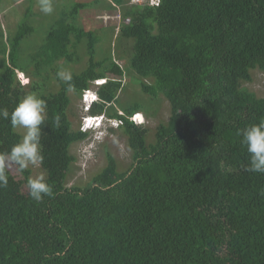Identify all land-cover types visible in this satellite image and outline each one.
<instances>
[{
  "label": "trees",
  "instance_id": "16d2710c",
  "mask_svg": "<svg viewBox=\"0 0 264 264\" xmlns=\"http://www.w3.org/2000/svg\"><path fill=\"white\" fill-rule=\"evenodd\" d=\"M111 1L104 6L119 7L124 19L118 44L133 42L126 67L116 50L100 58V37L80 24V11L100 0L74 2L28 53L22 43L35 32L32 23L6 39L0 28V108L11 113L28 94L46 101L41 164L53 189L35 201L27 185L31 169L18 178L6 167L0 264H264V173L246 170L250 154L240 132L264 120V96L243 86L253 70L264 71V0ZM84 44L88 64L72 72L69 90L56 75L58 62L78 63ZM19 71L32 77L28 87ZM131 75L142 81L147 104L117 107ZM99 79L106 82L95 85L100 100L90 113L121 124L96 147L121 130L133 162L120 170L108 151L86 185L69 187L78 159L71 149L92 132L74 128L70 93L82 98ZM160 96L171 114L149 141L150 128L132 116L147 114L148 100ZM21 139L0 117V155Z\"/></svg>",
  "mask_w": 264,
  "mask_h": 264
},
{
  "label": "rangeland",
  "instance_id": "374dc122",
  "mask_svg": "<svg viewBox=\"0 0 264 264\" xmlns=\"http://www.w3.org/2000/svg\"><path fill=\"white\" fill-rule=\"evenodd\" d=\"M86 2L93 3L95 0H52L54 11L50 15L44 14L40 10L39 0H2L0 4V28L4 31L5 39L8 35H13L19 25L24 21L32 23L35 27V32L28 35L22 43L23 51H33L40 46L54 22L60 17V14L69 8H72L74 2ZM138 2V0H135ZM112 3L111 0H100L95 5L88 6L86 9L80 11L79 21L85 30H93L97 32L100 37L98 42V51L102 49V53L98 55L103 58L104 55H111L116 50V57L121 65L126 67L128 65L129 50L132 47V41H125L124 49L127 52H123L122 45L118 44L120 28L124 24V19L119 7L107 8L104 4ZM32 9L33 16L27 17V11ZM104 50V51H103ZM79 62L78 63H66L64 60L58 62L60 67L67 69L71 72H79L88 64L87 48L84 45L78 49ZM121 56V59L119 58ZM3 58V53L0 52V59ZM27 82L32 77L26 74ZM126 88L120 92V99L116 106L122 108L126 105L140 104L146 105V98L141 89L142 81L135 79L133 75L125 78ZM243 86L250 91L255 92L259 97L264 96V71L256 69L252 71V81L246 82ZM28 87V86H26ZM92 88L97 89L95 84ZM72 97V110L75 112L73 117L74 128H82L83 116L85 112L83 110V95L82 98L74 93H70ZM150 104V110L146 112L142 111L145 117V124L150 128L151 135L149 141L154 140V131L157 125L161 122H167L171 114V108L168 100L164 96H160L155 101L148 100ZM141 117V115H139ZM22 136L25 133V129L18 128ZM95 133L91 132L86 140L78 142L73 145L72 152L76 154L77 161L75 162L72 173L68 177V186L75 184L86 185L98 171H100L107 163L106 152L110 151L117 158L120 170H127L133 162V152L130 149L127 141V136L121 131L117 130L116 133H112L108 138L100 145L96 147L94 142ZM7 167L18 178L24 177L23 172L19 167L12 163H7ZM27 168L31 169L30 177H35L41 171L44 172L41 162H37L36 165H29Z\"/></svg>",
  "mask_w": 264,
  "mask_h": 264
},
{
  "label": "clouds",
  "instance_id": "9594fccd",
  "mask_svg": "<svg viewBox=\"0 0 264 264\" xmlns=\"http://www.w3.org/2000/svg\"><path fill=\"white\" fill-rule=\"evenodd\" d=\"M158 1L153 0V2ZM39 6L40 10L46 15H50L54 11L52 0H39ZM56 75L61 81L68 84L69 90L72 88L73 75L71 71L61 67L57 70ZM17 78L22 86L26 87L31 84L30 79L27 82L25 72L19 71ZM105 82V79H99L95 81V85H101ZM82 95L85 115L83 116L81 130L94 132V142L96 139H101L108 132L109 127L114 129L119 127L121 121L109 118L105 114L90 113L94 103L100 100L96 89H87ZM86 95L88 96L86 97ZM46 108V101L35 94L25 95L18 101L11 113H9L7 108H0V117L5 120L10 119V124L13 128L26 130L19 142L14 144L8 152L0 155V187L8 185L7 163L10 162L17 165L20 170L26 169L30 164L42 163L44 157L41 151V126L45 123ZM140 115V121H136L135 115L132 116V120L139 125H143L145 124V117L143 114ZM54 124L56 127L60 126L59 115L54 118ZM240 132L243 137L242 143L250 154L246 170L253 173H264V120H261L258 124L246 126ZM27 185L29 196L35 201H40L44 196L53 194L52 186L47 182L42 171L35 177H30L27 180Z\"/></svg>",
  "mask_w": 264,
  "mask_h": 264
},
{
  "label": "built area",
  "instance_id": "2783aa9c",
  "mask_svg": "<svg viewBox=\"0 0 264 264\" xmlns=\"http://www.w3.org/2000/svg\"><path fill=\"white\" fill-rule=\"evenodd\" d=\"M135 2H137V1H135ZM145 3L146 2V0H138V3ZM88 95H86V97H87ZM140 114H136L135 115V119H136V121L138 120V121H140V116H139Z\"/></svg>",
  "mask_w": 264,
  "mask_h": 264
}]
</instances>
